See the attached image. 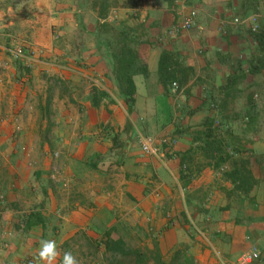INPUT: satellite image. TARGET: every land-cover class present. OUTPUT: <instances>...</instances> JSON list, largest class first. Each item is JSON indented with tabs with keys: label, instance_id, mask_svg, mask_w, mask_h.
Returning <instances> with one entry per match:
<instances>
[{
	"label": "crops",
	"instance_id": "0c3cea01",
	"mask_svg": "<svg viewBox=\"0 0 264 264\" xmlns=\"http://www.w3.org/2000/svg\"><path fill=\"white\" fill-rule=\"evenodd\" d=\"M133 2L110 11L138 55L128 103L83 0H0V264H34L42 239L57 241V264L65 251L108 264L90 252L115 227L169 259L256 247L264 264V0ZM191 10L198 26L169 37ZM16 44L32 61L11 58ZM51 136L75 141L68 163L51 164ZM147 136L175 144L148 156Z\"/></svg>",
	"mask_w": 264,
	"mask_h": 264
},
{
	"label": "trees",
	"instance_id": "16d2710c",
	"mask_svg": "<svg viewBox=\"0 0 264 264\" xmlns=\"http://www.w3.org/2000/svg\"><path fill=\"white\" fill-rule=\"evenodd\" d=\"M107 13V7L104 3L99 12V21L95 32L97 35L96 41L99 50L106 52L108 58H110L120 94L126 102L132 103L135 94L133 73L135 72L134 65L138 55L129 41L128 32L123 30L118 32H115V30L108 31L109 24L107 25L105 22H102L106 21L108 17ZM102 247L105 252L126 256L133 255L135 257V264H150L148 253L143 249L128 246L124 238L121 236L119 237L116 227L106 231ZM159 258H161L159 259L161 264H190L187 259L182 260L178 253L172 258L173 260L168 263L162 261V255L160 253Z\"/></svg>",
	"mask_w": 264,
	"mask_h": 264
},
{
	"label": "rangeland",
	"instance_id": "374dc122",
	"mask_svg": "<svg viewBox=\"0 0 264 264\" xmlns=\"http://www.w3.org/2000/svg\"><path fill=\"white\" fill-rule=\"evenodd\" d=\"M132 0H83L84 2V8L86 9V11L83 13V16L85 18V21L87 23H91V22H95V16L97 15V17L99 18V12H100V8L102 7V5L105 3L106 7H107V16L108 19H106V21H102L105 22L107 25L109 24V30H115V32H118L121 30V27L119 26V23L113 18L115 17V15L117 13H113L111 11V9L114 7L116 8H123L124 4L126 3H131ZM133 3H138L139 0H133ZM99 8L98 11H96V9ZM93 9V10H92ZM97 13V14H96ZM109 16H111L110 21H109ZM97 21V25H98V20ZM96 25V27H97ZM114 32V31H113ZM127 32L129 33L130 30L127 29ZM96 35V34H95ZM97 36V35H96ZM33 56V55H31ZM62 67L67 70L71 69V70H76L81 68L82 66H80L79 64H76L74 61H70L66 64H62ZM70 95V94H69ZM69 98V96H68ZM70 101H74L73 98L69 99ZM26 137L27 136H12V144H15V148L17 150H22L25 149L28 150L29 148L32 149V147L35 146V141L34 138L35 136H30V141L33 142V144L30 145L29 141H26ZM58 136H51V141H49V159L52 165H56L59 162H62L63 160L68 159V156H65L64 153L66 152V150H69L70 148H72L71 145L75 144V141H71L68 142L67 146L64 147H59L60 145L56 142V138ZM69 148V149H68ZM25 153V152H24ZM41 162V161H40ZM39 162V163H40ZM68 163V161H67ZM53 175L56 176V173H54ZM119 237L121 236L122 238H124V240L126 241L127 245L132 247V248H140L145 250L148 253V256L150 258V264H161V262L159 261V253L156 252L155 250H148L146 248H142V245L139 244L138 239L135 236H132L129 234V230L126 229V227H120L119 229ZM90 247H93L92 245H90ZM92 252H90V254H93V258L95 260H103L108 264H135V257L132 256H126V255H122V254H114L112 252H105L104 250L98 251V249H93L91 248ZM73 255H75V253H72ZM162 255V254H161ZM163 257V255H162ZM173 259H169L168 257H163L162 261H165L166 263L172 261Z\"/></svg>",
	"mask_w": 264,
	"mask_h": 264
},
{
	"label": "built area",
	"instance_id": "2783aa9c",
	"mask_svg": "<svg viewBox=\"0 0 264 264\" xmlns=\"http://www.w3.org/2000/svg\"><path fill=\"white\" fill-rule=\"evenodd\" d=\"M198 15H199L198 11L191 10L188 13V15L183 18V20L175 23L171 28H169L166 34L171 38H176L182 32L191 31L195 29L198 26ZM252 20L253 23L251 25V32L257 33L259 31L257 20L256 18H253ZM234 23L239 25L241 24V20L235 19ZM220 31L223 32L224 30L220 29ZM7 52L9 53L11 58L15 60L24 61L27 60V58H30L31 60L33 57V56H27L24 47L19 44H16L14 47L9 48ZM30 60L29 62L32 61ZM6 67H7L6 63L0 60V83L2 81V73L6 69ZM174 144H175V140H168V139L162 140L160 144H156L154 138L147 136L143 138V140L141 141V150L145 155L161 158L163 146L164 145L173 146ZM190 228L192 232L198 234L204 233V230L195 221H191ZM215 255L217 258V264H251L260 257V252L256 247H253L249 250L240 253L233 261L225 257L222 254V252L219 250L215 251Z\"/></svg>",
	"mask_w": 264,
	"mask_h": 264
},
{
	"label": "clouds",
	"instance_id": "9594fccd",
	"mask_svg": "<svg viewBox=\"0 0 264 264\" xmlns=\"http://www.w3.org/2000/svg\"><path fill=\"white\" fill-rule=\"evenodd\" d=\"M60 255L55 239H42L34 256V264H57ZM61 264H79V261L70 251H65Z\"/></svg>",
	"mask_w": 264,
	"mask_h": 264
}]
</instances>
